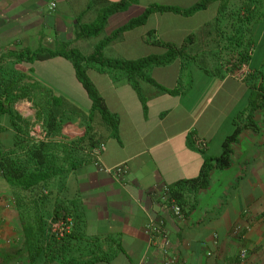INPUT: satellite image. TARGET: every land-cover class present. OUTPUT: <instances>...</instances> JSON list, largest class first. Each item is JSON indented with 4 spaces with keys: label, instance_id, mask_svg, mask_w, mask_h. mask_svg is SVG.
Returning <instances> with one entry per match:
<instances>
[{
    "label": "crops",
    "instance_id": "0c3cea01",
    "mask_svg": "<svg viewBox=\"0 0 264 264\" xmlns=\"http://www.w3.org/2000/svg\"><path fill=\"white\" fill-rule=\"evenodd\" d=\"M105 1L0 0V65L7 67L2 75L11 69L25 73L19 84L33 90L43 84L86 111L90 100L68 59L14 61L7 54L64 42L88 53L154 3L137 0L110 14L98 35L77 37L78 25L92 21ZM179 4L172 5L183 7ZM188 35L192 39L184 55L147 66L151 80L137 78V86L122 70L87 68L118 119V135L104 142L101 163H125L127 173L117 178L78 158L50 178L43 203L28 201L29 190L0 175V264H163L170 258L176 264H264V0H213L190 15L154 11L103 51L108 57L136 59L163 53L167 42L180 45ZM14 104L13 113L0 121V148L15 142L19 125L13 116L34 113L32 103L26 116ZM236 126L230 164L213 167L205 187L181 184L183 215L175 216L164 188L196 177L204 157L218 155ZM82 133L74 117L63 125L61 142L68 145ZM61 206L76 215L67 236L58 241L50 234L49 239L35 235L33 212L43 213L48 228ZM150 218L162 221L168 246L161 235L150 241ZM236 224L250 228L241 236L232 232ZM242 247L247 253L241 260Z\"/></svg>",
    "mask_w": 264,
    "mask_h": 264
},
{
    "label": "trees",
    "instance_id": "16d2710c",
    "mask_svg": "<svg viewBox=\"0 0 264 264\" xmlns=\"http://www.w3.org/2000/svg\"><path fill=\"white\" fill-rule=\"evenodd\" d=\"M92 0L89 3L93 4ZM213 0H197L187 7H179L165 3H151L146 6L143 11L124 24L115 28L108 35L100 39L94 48L84 53L75 46H70V42H64L57 48L38 47L36 49L21 48L17 51L9 52L14 61H30L36 59H47L49 57L60 55L68 59L74 68V73L82 85L90 100V105L86 111L82 110L70 100L56 96L50 88L43 84L28 87V85L19 84V79L26 74L11 69L8 75H2L3 68L0 65V121L5 113L12 114V105L19 98L27 97L33 106H35L34 116L36 119L43 121L49 139L46 141H33L27 135L28 126L25 118L15 117L18 123V129L13 134L15 140L12 146L0 148V175L10 184L23 190H29L31 194L27 197L28 201H36L43 203L47 201L48 182L57 172L65 170L66 166H74V161L78 158L93 161L94 156L92 149L101 143H104L108 137H116L118 135V119L111 113L102 96L96 89V86L87 74V68L95 66L99 69H119L122 70L128 80L134 86H137V78H147L145 68L152 64H161L171 60L176 55H184L185 46L191 41L192 35H188L180 44L167 42V49L160 54H149L138 57L136 59H124L117 57H108L104 54V46L113 38L123 31L144 23L150 13L154 11H172L183 15H190L193 12L206 8ZM137 0H115L106 2L98 9L96 16L92 21L85 24H79L76 32L77 37L98 35L106 24L110 14L126 9L131 3ZM226 6V5H225ZM223 6L220 11L224 10ZM38 91V93L36 92ZM78 118L83 126V133L80 136L69 140L68 145L61 142L63 124L66 120ZM25 130H19L20 128ZM0 130L1 126H0ZM239 133V127L236 126L233 131L228 134L221 143V152L218 155H207L199 174L187 180L176 182L169 186L170 194L180 204L179 199L182 192L181 184H191L194 188L205 187L209 183L210 171L213 167L224 168L230 164L231 142L235 140ZM52 136H57L56 138ZM63 138V136H61ZM58 140V141H57ZM62 153L61 156L58 154ZM63 155V156H62ZM35 191V192H34ZM26 197L22 195V198ZM181 205V204H180ZM53 217L72 219L73 228L76 222V215L65 206H61L53 211ZM34 221L38 223V227L32 230L35 235L42 236L43 239H49L48 235L55 240L61 241L67 236L65 232L58 237L56 233L50 231V226L46 228L43 213L41 211L33 212ZM48 234H44V231Z\"/></svg>",
    "mask_w": 264,
    "mask_h": 264
},
{
    "label": "built area",
    "instance_id": "2783aa9c",
    "mask_svg": "<svg viewBox=\"0 0 264 264\" xmlns=\"http://www.w3.org/2000/svg\"><path fill=\"white\" fill-rule=\"evenodd\" d=\"M54 6V3H50V7L52 8ZM30 101L28 99H19L15 102L14 106L18 110L19 113L26 116L28 115L29 108H30ZM30 122L27 129V135L31 138L33 141H46L49 139V136L46 133V130L44 128L43 121L40 119H36L33 115L30 117ZM105 148V143H101L98 146L94 147L92 149V154L94 156L93 162L98 165L100 169H103L107 172L112 173L115 177H123L127 173V165L125 163H119L114 166H105L101 163L100 157L101 152ZM163 195L165 196V199L168 202V205L172 209L175 216L180 217L183 215L182 207L181 205L176 201V199L171 196L169 186H166L163 191ZM73 225L72 219L70 217L66 218H51L50 219V231L53 233H56L58 237L62 236L65 232H68ZM249 226H242L240 224H236L232 228L233 233L240 234L241 236H244L247 230H249ZM146 231L148 232L150 236V241H152L154 238L158 236L163 237V244L164 246H168L169 239L164 234V229L162 227V221L156 220L153 218H150L147 225H146ZM247 253V250L245 247L240 248L238 257L242 260L245 258ZM163 264H176L174 258H170L168 260H165Z\"/></svg>",
    "mask_w": 264,
    "mask_h": 264
},
{
    "label": "rangeland",
    "instance_id": "374dc122",
    "mask_svg": "<svg viewBox=\"0 0 264 264\" xmlns=\"http://www.w3.org/2000/svg\"><path fill=\"white\" fill-rule=\"evenodd\" d=\"M144 3H150V2H154V3H165V4H174V3H180L179 5H183V7H187L188 5H191L194 3L195 0H142ZM263 44H264V41H263ZM78 103H81V99L79 97H74ZM32 106V105H31ZM34 109H35V106H33ZM35 112V110L33 111ZM27 120L26 122V125L28 126L29 125V122H30V118H25ZM73 119V118H72ZM67 121H71V120H66L64 122V124L67 122ZM80 122V121H79ZM63 124V125H64ZM81 125V124H80ZM61 136H63L62 132H61V135L58 136V138H60ZM54 137V136H52ZM57 136H55L54 138H56Z\"/></svg>",
    "mask_w": 264,
    "mask_h": 264
}]
</instances>
